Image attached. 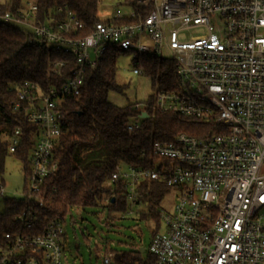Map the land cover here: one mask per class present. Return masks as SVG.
<instances>
[{
	"label": "built area",
	"instance_id": "1",
	"mask_svg": "<svg viewBox=\"0 0 264 264\" xmlns=\"http://www.w3.org/2000/svg\"><path fill=\"white\" fill-rule=\"evenodd\" d=\"M121 5L130 12L97 21L81 36L87 26L66 5L52 8L42 22L30 0H0V8L9 7L0 11V25L21 28L31 41L60 48L75 60L58 88L15 87L14 110L21 108L35 130L21 195L25 206L14 229L2 236L0 264H62L65 222L41 213L47 180L57 172L59 105L79 94L87 69L108 45L127 52L131 62L146 57L174 62L175 85L167 90L155 83L152 109L209 127L199 136L180 133L169 142L156 141L155 160L119 165L112 174L110 183L121 188L130 208L150 183L158 192L175 193L170 211L158 208L159 228L146 258L134 264H264V0H124ZM62 67L52 63L51 71L61 77ZM132 74L145 76L134 66ZM148 108L147 102L130 107L140 116L126 123L127 132L141 128ZM22 135L23 128L13 130L10 154ZM102 264L124 262L106 250Z\"/></svg>",
	"mask_w": 264,
	"mask_h": 264
},
{
	"label": "trees",
	"instance_id": "2",
	"mask_svg": "<svg viewBox=\"0 0 264 264\" xmlns=\"http://www.w3.org/2000/svg\"><path fill=\"white\" fill-rule=\"evenodd\" d=\"M9 1L11 4H19L25 0ZM30 1L36 4L37 18L42 22L48 18L52 8L66 5L87 26L81 36L89 34L98 21L97 0ZM8 9L9 7L2 6L0 11ZM53 17L56 20L62 19L61 15ZM29 36L21 28L0 25V184H3L4 162L10 154L8 139L15 128L21 127L22 144L11 155L23 165L22 193L28 172L29 151L33 145L30 133L35 127L26 121L21 108L14 110L17 103L15 87L29 83L37 85L41 91L48 86L58 88L70 76L75 64L70 54L53 45L31 41ZM120 55H127V52L115 46H106L96 66L87 69L79 94L64 99L59 105L62 134L54 151L57 172L47 180L46 204L41 213L45 219L57 218L65 222L66 215L71 210L96 207L107 201L105 208L108 214L137 209L141 218L155 224L153 236L159 228L158 208L163 196L156 190V183L146 185V194H142L138 204L130 208L121 188L110 183L112 174L119 165L140 166L155 160L151 157V146L156 141L169 142L180 133L199 136L201 131L208 130L209 127L152 109L155 83L159 89L167 90L175 85V63L146 57L132 61V64L142 68L145 76L153 79L151 86L154 91L145 101L149 108L146 110V117L140 119L141 128L127 132L126 123L138 120L139 113L130 109L133 105L118 107L108 101L110 92L122 91L116 82V64ZM55 62L63 63L61 77L51 71V64ZM24 203V198L21 197L3 199L0 243L3 234L16 226L15 217L24 209ZM117 259L124 264L143 261L140 250L117 252Z\"/></svg>",
	"mask_w": 264,
	"mask_h": 264
},
{
	"label": "rangeland",
	"instance_id": "3",
	"mask_svg": "<svg viewBox=\"0 0 264 264\" xmlns=\"http://www.w3.org/2000/svg\"><path fill=\"white\" fill-rule=\"evenodd\" d=\"M123 2L124 0H97L98 21L109 20L117 12H130V7L121 5ZM192 34L195 35L196 31ZM116 67V82L122 91L110 92L108 101L118 107L143 104L154 91L151 86L152 78L133 75V64L129 55H120ZM23 177L21 161L8 154L4 162L3 184H0L3 188L0 212L4 210V198L21 197ZM160 192L163 196L159 208L170 211L175 193L167 188H161ZM105 205L107 208V201L96 207L71 210L66 215L64 236L61 240L62 264H102V256L106 250L128 252L143 249L141 256L146 258L155 224L141 218L137 209L108 214Z\"/></svg>",
	"mask_w": 264,
	"mask_h": 264
},
{
	"label": "water",
	"instance_id": "4",
	"mask_svg": "<svg viewBox=\"0 0 264 264\" xmlns=\"http://www.w3.org/2000/svg\"><path fill=\"white\" fill-rule=\"evenodd\" d=\"M141 117L142 118H145L146 117V114H142ZM113 202H114V199L112 198L111 199V203H113ZM142 252H143V249H140V253H142Z\"/></svg>",
	"mask_w": 264,
	"mask_h": 264
}]
</instances>
